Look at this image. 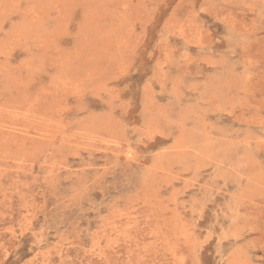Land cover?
<instances>
[{
	"label": "rangeland",
	"instance_id": "1",
	"mask_svg": "<svg viewBox=\"0 0 264 264\" xmlns=\"http://www.w3.org/2000/svg\"><path fill=\"white\" fill-rule=\"evenodd\" d=\"M0 264H264V0H0Z\"/></svg>",
	"mask_w": 264,
	"mask_h": 264
}]
</instances>
